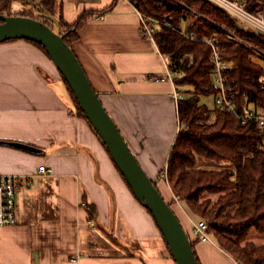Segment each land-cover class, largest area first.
I'll return each mask as SVG.
<instances>
[{
	"label": "crops",
	"instance_id": "crops-1",
	"mask_svg": "<svg viewBox=\"0 0 264 264\" xmlns=\"http://www.w3.org/2000/svg\"><path fill=\"white\" fill-rule=\"evenodd\" d=\"M55 4L68 24L94 13L71 48L139 165L168 201L173 193L161 171L180 128L178 110L171 84L154 78L163 75V64L136 7L124 0ZM0 143H7L0 144V175L32 176L16 194L14 223L0 226V264H175L152 216L135 200L93 128L74 112L52 62L25 40L0 43ZM39 166L50 175L34 176ZM176 215L200 264H238L213 240H196L189 221Z\"/></svg>",
	"mask_w": 264,
	"mask_h": 264
},
{
	"label": "trees",
	"instance_id": "trees-1",
	"mask_svg": "<svg viewBox=\"0 0 264 264\" xmlns=\"http://www.w3.org/2000/svg\"><path fill=\"white\" fill-rule=\"evenodd\" d=\"M14 1L27 4L34 0H0V14H20L53 29L51 14L57 18L58 33L70 47L88 15L94 14H80L68 24L53 1L36 0L37 6L42 7L38 15L31 11L11 13ZM243 1L251 11H264V0ZM131 2L138 11L167 24L151 23L153 37L170 69L179 73L174 82L182 96L177 105L180 128L170 148L166 168L161 172H166L172 192L184 203L187 212L206 223V232L225 253L238 264H264V243L248 240L252 230L264 235V127L255 121L241 124L238 118L215 103L209 108L199 101L201 95L213 94L214 97L216 94L212 83L211 47L206 43L212 41L226 63L224 75L228 93L232 94L238 111L244 113L253 107L264 113V67L253 60L264 59V34L245 29L228 13L205 0ZM187 20L189 26L183 30ZM181 33L192 35L193 39ZM25 41L46 55L41 45ZM60 77L74 112L89 124ZM186 94L189 96L184 98ZM198 158L229 162L232 168L200 169ZM196 240L200 239L196 237ZM194 255L200 264L195 251Z\"/></svg>",
	"mask_w": 264,
	"mask_h": 264
},
{
	"label": "water",
	"instance_id": "water-1",
	"mask_svg": "<svg viewBox=\"0 0 264 264\" xmlns=\"http://www.w3.org/2000/svg\"><path fill=\"white\" fill-rule=\"evenodd\" d=\"M15 39L35 42L44 48L135 200L152 216L174 263L197 264L192 243L178 216L139 165L63 35L33 18L0 14V43Z\"/></svg>",
	"mask_w": 264,
	"mask_h": 264
},
{
	"label": "built area",
	"instance_id": "built-area-1",
	"mask_svg": "<svg viewBox=\"0 0 264 264\" xmlns=\"http://www.w3.org/2000/svg\"><path fill=\"white\" fill-rule=\"evenodd\" d=\"M53 2H64L67 0H50ZM125 2L132 4L131 0H124ZM214 6L222 9L228 13L233 19L240 23L245 29L252 31L256 34H264V11H251L247 8L246 3L243 0H205ZM30 6L36 5L35 1L24 4ZM140 18V24L142 31L155 45L163 64V75L154 77L159 81H167L172 86V95L176 105H178L179 100L182 99L181 94L178 92L175 85L174 79L179 74L170 69L168 61L159 51L154 37L153 28L151 23L155 25L167 26L166 23L160 22L158 20L147 17L146 15L137 11ZM39 13L37 12V15ZM36 15V14H35ZM99 18H103L102 15ZM183 34V33H181ZM185 35V34H183ZM186 37L193 39L192 35H185ZM206 43L211 47V57L210 61L213 65L212 83L216 90L214 95V103L217 107L225 110L226 112L234 115L239 119L241 124H245L250 121H255L259 126L264 127V113L257 111L253 107H249L244 113H240L236 105L232 102V94L228 93L226 77L224 75V70L226 68V63H224L220 57L219 50L212 41H206ZM51 170L45 166L38 167V174L34 176H48ZM163 178L167 181L166 172L162 173ZM32 181L31 175H0V226L11 225L15 221V197L18 191L25 185H30ZM173 199L177 204L181 206L180 199L178 196L173 194ZM189 223L191 225L192 234L202 241H212L210 234L206 232V223L199 219H190ZM92 224V223H91ZM74 261V259H72Z\"/></svg>",
	"mask_w": 264,
	"mask_h": 264
},
{
	"label": "rangeland",
	"instance_id": "rangeland-1",
	"mask_svg": "<svg viewBox=\"0 0 264 264\" xmlns=\"http://www.w3.org/2000/svg\"><path fill=\"white\" fill-rule=\"evenodd\" d=\"M34 1L36 2V5H33L32 8L30 6H27V5H24V4H21L19 2L14 1V2L11 3L10 12L14 14V13H24L25 11H31L34 14H37L38 11H42V7L37 6L38 3H39L38 1H36V0H34ZM45 13L46 12H43L42 14H45ZM15 16H22V15L15 14ZM49 16L50 17L52 16L51 17L52 18L51 21H53L52 24L54 23L53 24V30L58 33L59 29L57 27V21H56L57 18L55 16L51 15V14ZM253 60H254L255 63H257V64L261 65L262 67H264V59L262 60V59L253 58ZM58 74H59V72H58ZM263 79H264V77H263ZM188 96L189 95L186 94V95H184V98H187ZM213 100H214L213 94L199 96L200 103L206 104L209 108L213 107V105H214V101ZM197 167L200 168V169H204V170H227V169H231L232 168V164L229 163V162H225V161H213V160H209V159L198 158ZM164 183H165V185L169 186L168 181L165 180ZM156 185L158 187L157 183H156ZM173 194H171V196H170V198L168 199L167 202L170 204L172 209L180 216V218L183 221H185L183 217H185L188 221H189V217H190V219H196L195 217L191 216L187 212L186 206L180 200L181 206L184 209V211L181 209V207L173 199ZM248 240L253 242V243H255V244H263L264 243V235L263 234H259V233L255 232L254 230H252L250 232Z\"/></svg>",
	"mask_w": 264,
	"mask_h": 264
}]
</instances>
